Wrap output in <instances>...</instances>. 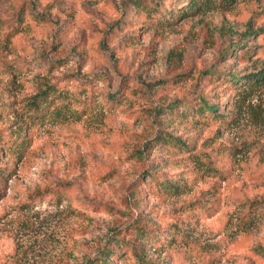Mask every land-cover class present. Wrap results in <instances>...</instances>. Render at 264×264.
I'll use <instances>...</instances> for the list:
<instances>
[{
    "label": "rangeland",
    "instance_id": "374dc122",
    "mask_svg": "<svg viewBox=\"0 0 264 264\" xmlns=\"http://www.w3.org/2000/svg\"><path fill=\"white\" fill-rule=\"evenodd\" d=\"M199 1L160 27L139 17L156 0H0V148L29 126L19 158L0 150L15 164L0 182V264H137L135 251L144 264H264V83L228 79L264 67V0ZM46 86L90 112L28 121ZM176 102L174 116L153 112ZM163 132L189 148L155 142ZM165 179L186 191L163 193Z\"/></svg>",
    "mask_w": 264,
    "mask_h": 264
},
{
    "label": "trees",
    "instance_id": "16d2710c",
    "mask_svg": "<svg viewBox=\"0 0 264 264\" xmlns=\"http://www.w3.org/2000/svg\"><path fill=\"white\" fill-rule=\"evenodd\" d=\"M160 2L161 0H156L155 4H148L143 5L141 8L142 14L139 16L140 18H144L145 20L150 19L153 22L157 23L158 26L163 27V25H173L175 22H177L182 16L186 14L194 15L196 14L200 8L201 4L199 0H189L184 5L180 7H175L172 10L168 11H162L160 9ZM28 14H22L18 15V23L23 22L25 19H28L26 16ZM138 18V19H140ZM138 22V20H137ZM1 27V22H0ZM20 26L19 24L12 30V32L8 35V39L15 35L17 31H19ZM255 35V32L248 31L245 32L243 37L241 38V49H243L244 53L246 54H252V49L257 48V44H248L249 38ZM256 39L259 37L254 36ZM255 41V40H254ZM229 81L232 85H243V86H254L264 83V67L259 69L257 72L252 74H247L244 76H241L237 73H230L229 75ZM12 84V83H10ZM9 87V86H8ZM106 97L109 100L115 101L118 100L116 98V95L113 93H107ZM79 102V94L78 92L71 91V90H62L57 88H52V86H46L43 89H41L35 96H32L30 98V101L28 104H25L23 106L22 114L26 115L28 121H36L41 119L44 116H53L55 113L56 116L60 117L62 115V119H80L83 115L90 112L86 107L84 106L82 109L77 107V103ZM86 102V101H85ZM176 105V106H175ZM178 107V102L174 104H170L169 106H166L163 110L160 111H153L155 114H166L170 116L176 115V110ZM181 107V106H180ZM193 105L181 107L180 114L185 115L189 109H191ZM0 115L7 114L9 111V108L5 106H0ZM199 113L208 116L209 118H218L222 116L223 113L218 112V108L215 103H210L206 101L205 99H200V103L198 104ZM27 127L26 130H24L23 133L19 134L16 138L12 139L9 143L3 144L0 148L2 153H7L12 158H19L18 155H21L24 153V149L26 147V144L29 143V140L27 138ZM26 137V138H25ZM155 142H158L160 145H167V146H173L174 148H177L179 151H185L189 148V144H186L182 138L172 136L166 132H163L162 134H158L154 138ZM150 146V145H147ZM170 146V147H171ZM143 152L140 150V155H142ZM2 155V154H1ZM15 169V164L12 163V165H9V162H4L0 165V182L5 181L8 176H11L13 171ZM6 177V178H5ZM156 187L160 189L165 194H179L186 191L187 188L184 184H178L174 183L172 181H169L167 179L156 182ZM189 204L188 206L191 207ZM135 251V250H134ZM111 255H114L115 252H111ZM135 254L137 256V264H144L141 259L143 256H140L135 251ZM97 264H109L107 256H105V253H102V255L99 257V260Z\"/></svg>",
    "mask_w": 264,
    "mask_h": 264
}]
</instances>
